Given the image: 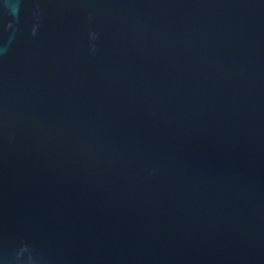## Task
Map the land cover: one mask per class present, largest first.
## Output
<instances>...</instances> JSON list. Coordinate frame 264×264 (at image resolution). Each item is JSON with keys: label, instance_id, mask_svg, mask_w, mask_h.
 <instances>
[{"label": "water", "instance_id": "water-1", "mask_svg": "<svg viewBox=\"0 0 264 264\" xmlns=\"http://www.w3.org/2000/svg\"><path fill=\"white\" fill-rule=\"evenodd\" d=\"M0 264H264V0H0Z\"/></svg>", "mask_w": 264, "mask_h": 264}]
</instances>
